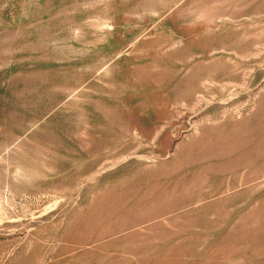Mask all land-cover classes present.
<instances>
[{
	"label": "rangeland",
	"instance_id": "obj_1",
	"mask_svg": "<svg viewBox=\"0 0 264 264\" xmlns=\"http://www.w3.org/2000/svg\"><path fill=\"white\" fill-rule=\"evenodd\" d=\"M0 264H264V0H0Z\"/></svg>",
	"mask_w": 264,
	"mask_h": 264
}]
</instances>
